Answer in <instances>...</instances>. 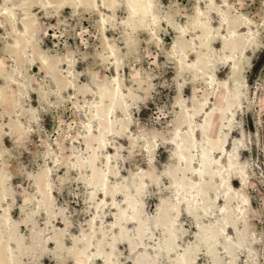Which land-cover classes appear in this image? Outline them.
Here are the masks:
<instances>
[{
    "label": "clouds",
    "instance_id": "obj_1",
    "mask_svg": "<svg viewBox=\"0 0 264 264\" xmlns=\"http://www.w3.org/2000/svg\"><path fill=\"white\" fill-rule=\"evenodd\" d=\"M262 52L264 0H0V264H264Z\"/></svg>",
    "mask_w": 264,
    "mask_h": 264
},
{
    "label": "rangeland",
    "instance_id": "obj_2",
    "mask_svg": "<svg viewBox=\"0 0 264 264\" xmlns=\"http://www.w3.org/2000/svg\"><path fill=\"white\" fill-rule=\"evenodd\" d=\"M183 2L186 3L187 0H183ZM165 3H167V0H165ZM87 26H88L87 23H85V27H87ZM109 35H111V34H109ZM172 38H173L172 35L164 37L165 42L169 45L172 42ZM55 43H56V41L53 38V34L50 32L49 38L46 41V46L52 47ZM69 43H73V41L70 40ZM218 46L219 45H217V47ZM253 65L254 66H253L251 72L249 73V83L250 84H252L255 81L257 76L264 75V52L258 54V59L253 61ZM33 71L34 72L38 71V69H33ZM128 71H129L128 69H125L126 73ZM222 71H223V73L226 74L228 70L224 69ZM169 76H171V73H169ZM35 100H36V97H35V94H33L34 106H35ZM151 108H152V105H149V109H151ZM149 109H145L144 111H142V113H141L142 119H146L149 116V114H150ZM260 119H264V117H258V116L254 117L253 114H249V116L246 118V120H247L246 128L248 129V131L255 132V130L257 128L256 121L260 120ZM45 121H46V126L48 127V130L52 131L55 128V121L52 119L51 116L45 117ZM262 134H264V130H262ZM233 136H238V133H233ZM6 143L10 145L11 141H6ZM111 151H112V149H109V152H111ZM244 155L247 156L248 153H245ZM253 155H255V149H253ZM262 158H264V157H262ZM233 187L238 188L239 187V181H233ZM262 190H264V189H262ZM73 207L79 209V208H82L83 205L82 204H76V205H73Z\"/></svg>",
    "mask_w": 264,
    "mask_h": 264
}]
</instances>
